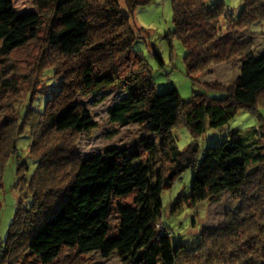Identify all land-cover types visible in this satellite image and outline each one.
I'll return each instance as SVG.
<instances>
[{
    "label": "trees",
    "instance_id": "1",
    "mask_svg": "<svg viewBox=\"0 0 264 264\" xmlns=\"http://www.w3.org/2000/svg\"><path fill=\"white\" fill-rule=\"evenodd\" d=\"M9 1L0 0V12ZM126 1L131 11L115 0H34L37 19L15 28L0 21V106L18 88L16 53L41 42L44 60L54 63L47 69L49 89L37 100L43 109L27 107L15 119H0V190L25 128L37 160L29 177L25 161L16 165V211L0 243V264H57L91 253H118L127 264H264V115L252 110L264 96V47L255 46L264 0H240L238 8L227 0H171L170 37L184 46L193 84L207 88L193 90L187 101L176 88L157 91L148 59L135 48L129 21L136 1ZM229 63H239L232 83L210 76L201 82L198 74L213 75L214 66ZM110 92L124 93L109 107L111 123L137 124L142 137L82 159L74 134L98 124L78 96L105 100ZM243 110L256 124L246 131L229 127L201 152L207 128L224 131ZM180 124L193 137L183 149L174 134ZM190 168L191 192L174 210L180 199L195 207L229 195L233 203L194 246L175 244L160 221L163 192Z\"/></svg>",
    "mask_w": 264,
    "mask_h": 264
},
{
    "label": "rangeland",
    "instance_id": "2",
    "mask_svg": "<svg viewBox=\"0 0 264 264\" xmlns=\"http://www.w3.org/2000/svg\"><path fill=\"white\" fill-rule=\"evenodd\" d=\"M115 1L120 4L122 11H131L126 0ZM135 1L136 3L133 5V7L135 6V11L130 14L131 18L129 21L134 28L135 37H137L135 48L140 50L148 59L157 91L163 92L176 88L184 101L191 99L193 90L207 91L204 84L200 82L193 84L186 72L184 46L180 40L170 37L174 29L171 0ZM227 1L232 7H239L240 0ZM39 15V10L34 4V0H10L0 12V21L15 28L37 19ZM256 27L262 32L260 36L255 38V46L261 51L262 47H264V23ZM156 53L159 54L164 62L163 66L157 60ZM13 62V68L20 75L17 76L19 83L18 88L13 93L8 92L7 96L2 100L3 105L0 106V119L2 120L6 118L15 119L27 107L35 108V106H41L40 108L43 109L44 105L41 104L43 100L39 101L38 104L37 100L41 99L49 89L46 83L50 74L48 70L54 64L49 60H44V47L41 42H38V44L31 43L27 48L16 53L13 56ZM216 66H214L216 71L213 72V75L206 72L198 74L202 79L201 82L208 80V76L212 80H216L217 77L221 82L226 83L227 86L232 83L233 78L239 72V63H235L233 67L230 66V63L221 66V68L220 65L219 67ZM212 93L215 94L216 92L212 91ZM123 95L124 93L110 92L105 95V100H103L101 95L78 96V99L91 110L94 120L98 124L94 130L74 134L77 151L82 159L103 152L112 146H132L141 139L143 130L137 124L119 126L112 124L110 121L108 115L109 107ZM218 95H221V93H218ZM257 108L263 110L262 113L264 115V96H260L258 103L252 109L253 112L257 113ZM182 117L181 120H183ZM255 124L256 119L251 112L243 110L235 116L224 131L208 127L205 134L199 139L201 152L205 151L210 145L221 141L229 127L246 131L249 129L248 127ZM22 128L25 127L23 126ZM23 130L17 140L19 157L17 159L14 157L8 159L3 174V187L0 190V243L7 237L9 226L16 211L18 195L15 187L16 165L18 161H25L29 167L28 177L32 175L37 166V160L29 152V145L31 144L29 129L25 128ZM174 134L181 149L187 147L193 140L190 130L184 124L174 128ZM39 145L40 147L36 151L42 152L44 142H39ZM191 183L192 171L190 168L175 180L171 188L163 192V211L160 220L165 227L170 229L169 233L172 232L175 244L181 242L187 246L197 244L200 241L202 230L214 228L220 224L224 220L228 209L233 206V203L229 200L231 197L225 195L219 203L204 201L195 207L184 206L183 199H180L179 206L174 210L175 203L180 196L188 195L191 192ZM180 208L183 209L179 210ZM231 210H234V208ZM57 264L127 263L118 253H113L108 258L102 257L99 253H91L82 255V257L74 260L72 259V261L64 259Z\"/></svg>",
    "mask_w": 264,
    "mask_h": 264
}]
</instances>
